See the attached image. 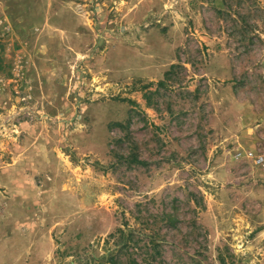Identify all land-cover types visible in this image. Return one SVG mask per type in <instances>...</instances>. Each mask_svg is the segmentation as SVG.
Here are the masks:
<instances>
[{
    "label": "rangeland",
    "instance_id": "1",
    "mask_svg": "<svg viewBox=\"0 0 264 264\" xmlns=\"http://www.w3.org/2000/svg\"><path fill=\"white\" fill-rule=\"evenodd\" d=\"M263 78L264 0H0V264H264Z\"/></svg>",
    "mask_w": 264,
    "mask_h": 264
},
{
    "label": "trees",
    "instance_id": "2",
    "mask_svg": "<svg viewBox=\"0 0 264 264\" xmlns=\"http://www.w3.org/2000/svg\"><path fill=\"white\" fill-rule=\"evenodd\" d=\"M118 235V236H116ZM117 237L115 248L108 254L105 259L106 264H146V259L141 260L139 262L136 258L132 256V254L128 253V234L126 231L119 227L116 230L115 234H111L109 237ZM148 245H153V238H148ZM124 251V253H123ZM148 255V254H147ZM124 260L121 261V257H124Z\"/></svg>",
    "mask_w": 264,
    "mask_h": 264
},
{
    "label": "built area",
    "instance_id": "3",
    "mask_svg": "<svg viewBox=\"0 0 264 264\" xmlns=\"http://www.w3.org/2000/svg\"><path fill=\"white\" fill-rule=\"evenodd\" d=\"M264 82V78H263ZM236 158L243 157L250 161L254 166L263 167L264 166V140L261 145L255 146L253 149L245 151L244 154L236 153Z\"/></svg>",
    "mask_w": 264,
    "mask_h": 264
},
{
    "label": "crops",
    "instance_id": "4",
    "mask_svg": "<svg viewBox=\"0 0 264 264\" xmlns=\"http://www.w3.org/2000/svg\"><path fill=\"white\" fill-rule=\"evenodd\" d=\"M69 39V38H68ZM67 40V39H66Z\"/></svg>",
    "mask_w": 264,
    "mask_h": 264
}]
</instances>
